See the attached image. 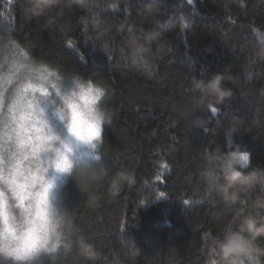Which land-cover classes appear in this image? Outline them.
<instances>
[{
    "label": "trees",
    "instance_id": "1",
    "mask_svg": "<svg viewBox=\"0 0 264 264\" xmlns=\"http://www.w3.org/2000/svg\"><path fill=\"white\" fill-rule=\"evenodd\" d=\"M25 6V0H0V30L29 57L107 90L103 103L112 121L100 151L108 177H70L63 188L67 210L102 251L96 264H206L207 235L218 233L234 209L206 191L200 175L205 151L239 147L251 153L253 165L264 166V59L251 54L264 31V0H108L100 12L116 50L112 62L99 51L97 31L81 19L88 14L79 6L54 12L51 21L27 20ZM154 26L162 37L149 57L155 74L126 72L118 50L129 29ZM226 69L236 79L230 85L236 95L222 111L246 118L232 138L223 129L205 134L194 124L201 117L215 128L223 117L210 108L194 110L187 91L191 73L210 79ZM121 169L131 170L134 181L110 195L109 180ZM92 194L99 197L95 204ZM252 198H264V189L255 188ZM121 236L142 248L135 261L127 258ZM44 259L92 264L75 249Z\"/></svg>",
    "mask_w": 264,
    "mask_h": 264
},
{
    "label": "clouds",
    "instance_id": "2",
    "mask_svg": "<svg viewBox=\"0 0 264 264\" xmlns=\"http://www.w3.org/2000/svg\"><path fill=\"white\" fill-rule=\"evenodd\" d=\"M107 2L25 0L24 15L29 21H51L54 12L79 6L88 14L82 20L97 31L99 51L112 62L116 50L106 39L110 29L100 12ZM257 35L251 54L264 59V31ZM161 40L158 27L129 29L118 50L124 70L152 77L155 68L149 57ZM5 46H11L10 40L0 41V49ZM235 83L227 69L210 79L191 73L187 91L193 94V109L215 108L223 117L216 120L215 128L197 117L194 124L205 134L216 135L223 129L232 138L244 126V116L225 114L221 108L236 95L230 86ZM106 95L98 82L67 74L51 62L29 57L16 63L0 56V264H38L42 257L67 255L73 249L92 264L102 258V251L64 207L62 191L70 177H87L90 182L108 177L100 151L105 127L112 121L103 103ZM204 159L206 167L200 175L206 191L234 209L218 233L207 235L206 264H264V198H252L255 188L264 189V166L253 165L251 153L239 147L206 150ZM133 181L132 171L121 169L111 176L108 192L115 195ZM98 199L96 194L89 196L92 204ZM120 242L132 261L143 251L130 237L121 236Z\"/></svg>",
    "mask_w": 264,
    "mask_h": 264
},
{
    "label": "rangeland",
    "instance_id": "3",
    "mask_svg": "<svg viewBox=\"0 0 264 264\" xmlns=\"http://www.w3.org/2000/svg\"><path fill=\"white\" fill-rule=\"evenodd\" d=\"M10 39L0 30V41H9ZM11 46H5L3 49H0V56L3 57L5 61H7L9 58L13 62L20 63L23 61H27L29 59V56L21 50L12 40H10ZM62 199H63V205L67 209V203H66V196L62 191ZM46 260L44 257H42L38 264H46Z\"/></svg>",
    "mask_w": 264,
    "mask_h": 264
},
{
    "label": "snow or ice",
    "instance_id": "4",
    "mask_svg": "<svg viewBox=\"0 0 264 264\" xmlns=\"http://www.w3.org/2000/svg\"><path fill=\"white\" fill-rule=\"evenodd\" d=\"M81 19H82V18H81ZM85 23H86V21H85ZM68 43H69V45H73L74 42H72V41H68ZM211 112H212L213 114L218 115L217 110H216L215 108H212V109H211Z\"/></svg>",
    "mask_w": 264,
    "mask_h": 264
}]
</instances>
